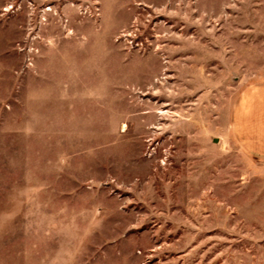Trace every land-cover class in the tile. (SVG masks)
I'll list each match as a JSON object with an SVG mask.
<instances>
[{
    "label": "rangeland",
    "instance_id": "rangeland-1",
    "mask_svg": "<svg viewBox=\"0 0 264 264\" xmlns=\"http://www.w3.org/2000/svg\"><path fill=\"white\" fill-rule=\"evenodd\" d=\"M0 264H264V0H0Z\"/></svg>",
    "mask_w": 264,
    "mask_h": 264
}]
</instances>
